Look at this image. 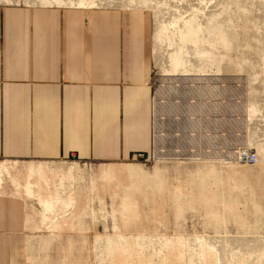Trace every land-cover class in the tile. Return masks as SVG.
<instances>
[{
    "label": "rangeland",
    "instance_id": "374dc122",
    "mask_svg": "<svg viewBox=\"0 0 264 264\" xmlns=\"http://www.w3.org/2000/svg\"><path fill=\"white\" fill-rule=\"evenodd\" d=\"M3 1L149 19L147 156L0 161V194L25 202L23 264H264V0Z\"/></svg>",
    "mask_w": 264,
    "mask_h": 264
},
{
    "label": "crops",
    "instance_id": "0c3cea01",
    "mask_svg": "<svg viewBox=\"0 0 264 264\" xmlns=\"http://www.w3.org/2000/svg\"><path fill=\"white\" fill-rule=\"evenodd\" d=\"M138 8L0 2V161L137 160L153 148ZM25 202L0 194V264H23Z\"/></svg>",
    "mask_w": 264,
    "mask_h": 264
},
{
    "label": "bare ground",
    "instance_id": "6f19581e",
    "mask_svg": "<svg viewBox=\"0 0 264 264\" xmlns=\"http://www.w3.org/2000/svg\"><path fill=\"white\" fill-rule=\"evenodd\" d=\"M174 70L179 66V62L174 60L173 61ZM105 173L108 175L116 176L118 180H124L128 178V175L124 174V172L120 169L108 167L105 169ZM33 174L31 171H26L24 175ZM36 174H41V171H36ZM44 185L46 184V180L42 182Z\"/></svg>",
    "mask_w": 264,
    "mask_h": 264
},
{
    "label": "built area",
    "instance_id": "2783aa9c",
    "mask_svg": "<svg viewBox=\"0 0 264 264\" xmlns=\"http://www.w3.org/2000/svg\"><path fill=\"white\" fill-rule=\"evenodd\" d=\"M240 160L245 162H254L255 161V155L254 154H243Z\"/></svg>",
    "mask_w": 264,
    "mask_h": 264
}]
</instances>
